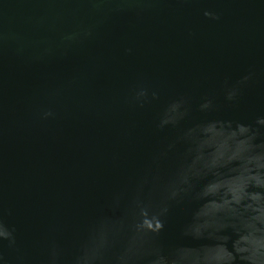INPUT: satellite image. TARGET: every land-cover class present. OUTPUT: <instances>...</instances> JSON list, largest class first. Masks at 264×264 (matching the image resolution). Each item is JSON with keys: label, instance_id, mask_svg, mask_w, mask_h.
Instances as JSON below:
<instances>
[{"label": "water", "instance_id": "1", "mask_svg": "<svg viewBox=\"0 0 264 264\" xmlns=\"http://www.w3.org/2000/svg\"><path fill=\"white\" fill-rule=\"evenodd\" d=\"M0 264H264V0H0Z\"/></svg>", "mask_w": 264, "mask_h": 264}]
</instances>
